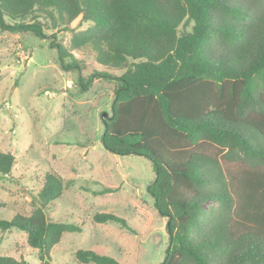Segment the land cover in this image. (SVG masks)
I'll return each instance as SVG.
<instances>
[{
  "label": "trees",
  "instance_id": "1",
  "mask_svg": "<svg viewBox=\"0 0 264 264\" xmlns=\"http://www.w3.org/2000/svg\"><path fill=\"white\" fill-rule=\"evenodd\" d=\"M41 16L71 31L70 49H87L104 68L83 74L71 50L51 40L61 70L77 72L78 92L114 82L102 145L154 164L147 189L168 234L159 264H264V0H0L1 31L44 39ZM14 162L0 151V176ZM67 184L46 172L30 213L0 217L1 231L26 234L37 264H49L63 234L81 229L47 215ZM93 220L127 227L108 212ZM74 255L123 264L93 250ZM0 264L30 263L0 255Z\"/></svg>",
  "mask_w": 264,
  "mask_h": 264
},
{
  "label": "rangeland",
  "instance_id": "2",
  "mask_svg": "<svg viewBox=\"0 0 264 264\" xmlns=\"http://www.w3.org/2000/svg\"><path fill=\"white\" fill-rule=\"evenodd\" d=\"M39 19L44 39L0 30V151L15 157L10 176H0V201L5 204L0 217L30 213L45 173L56 172L68 184L50 203L47 215L81 229L63 234L50 250L49 264H82L75 259L78 249L123 264H159L168 234L167 219L158 214L147 189L155 177L154 164L145 156L111 153L101 142L103 115L112 113L114 82L94 80L88 91L78 92L77 72L61 70L51 40L71 50L84 66L83 74L104 68L87 49H70L71 31ZM97 212L117 215L127 227L94 222ZM0 255L30 264L40 261L38 250L29 247L26 234L15 227L0 230Z\"/></svg>",
  "mask_w": 264,
  "mask_h": 264
},
{
  "label": "water",
  "instance_id": "3",
  "mask_svg": "<svg viewBox=\"0 0 264 264\" xmlns=\"http://www.w3.org/2000/svg\"><path fill=\"white\" fill-rule=\"evenodd\" d=\"M107 116V114H104L103 117Z\"/></svg>",
  "mask_w": 264,
  "mask_h": 264
}]
</instances>
